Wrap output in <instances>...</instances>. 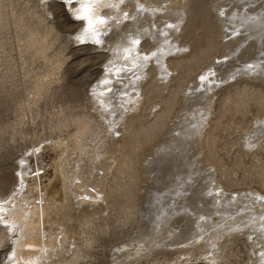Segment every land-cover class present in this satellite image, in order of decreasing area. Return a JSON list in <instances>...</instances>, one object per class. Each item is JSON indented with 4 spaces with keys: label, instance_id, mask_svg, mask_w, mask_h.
<instances>
[{
    "label": "rangeland",
    "instance_id": "1",
    "mask_svg": "<svg viewBox=\"0 0 264 264\" xmlns=\"http://www.w3.org/2000/svg\"><path fill=\"white\" fill-rule=\"evenodd\" d=\"M175 1L160 2L159 13ZM87 2L0 0V93L14 99L0 109V156L6 150L12 154V164L19 165L13 175L34 169L32 176L47 173L55 180L36 177L8 189L0 183V200L13 207L7 212L22 204L35 211L36 197L37 205H45L66 175L70 216L59 215L54 231L61 236L67 228L72 239L52 250L50 264H177L204 256L196 246L188 249V242L209 232L210 244L221 238L226 264H251L253 254L264 252V242L253 241L259 237L256 227L264 230V0L228 3L231 14L220 34L201 23L195 34L166 28L153 45L140 47L151 60L139 59L134 73L115 79L107 66L111 60L100 57L105 45L99 41V19L95 25L90 16L97 12L102 21L113 20L116 3L97 10ZM131 6L125 0L116 9ZM208 10L201 6L199 16L210 17ZM124 14L106 25L107 36L118 31L121 20L132 19ZM159 16L152 24H170ZM213 37L221 45L213 48ZM164 53L167 67L160 64ZM182 56L187 61L173 66ZM139 72L143 75L134 80ZM92 90L106 100L93 99ZM84 123L89 130L82 131ZM126 150L137 159L135 173L126 164L118 170ZM21 195L32 201L22 203ZM204 220L209 223L200 224ZM182 228L190 232L173 235ZM32 239L21 242L29 248ZM13 255L6 253L0 264Z\"/></svg>",
    "mask_w": 264,
    "mask_h": 264
},
{
    "label": "bare ground",
    "instance_id": "2",
    "mask_svg": "<svg viewBox=\"0 0 264 264\" xmlns=\"http://www.w3.org/2000/svg\"><path fill=\"white\" fill-rule=\"evenodd\" d=\"M86 1H88L89 3L92 2L93 4L96 3L97 4V6H96L97 7V10H100V8L103 6V4H104V6H105V3L107 5V2H108V5H109L110 2H115L116 3V4L114 3L116 6L115 7L113 6V10L112 11L115 14L118 15L117 18L115 17L113 20L107 18L108 19L107 21L105 19H104L105 21H102L100 19V17H98L96 15L97 12H93L92 15L90 16V20L92 19L93 24H95V25H96V23H94L95 20L99 19V21L97 22V24L100 27L99 30L101 31V37H102V38L99 39V41H102L103 40L102 42L105 45L103 47V49H105L104 50V53H101L102 55L100 57H101V59H107V60L109 59V60H111V62H109L107 64V66L109 68L108 69L109 70V73H111L112 74V78H114V75L121 77L123 75L130 74L131 72L134 73L133 70L136 67L135 63H138L137 61L139 59L140 60L142 59V62H144V63H146V62L148 63V61L151 60V57H150V55L144 56L147 53V51L145 52V50L144 51L140 50V47L143 44L153 45L154 44V41H157V39L160 38L161 32L163 30H165L166 28H170L171 29L172 27L173 28L175 27L176 28V32H177L178 29H181L182 28V30H185V32H188L190 30L191 33L194 31V34H195V31H196L197 28H199L200 26H203V27L207 26V29H211L213 31V34L214 33L215 34L216 33H218V34L222 33L223 21L227 19V17L229 16L228 13L230 12L229 9L227 10V7L226 6L228 5V3H230L231 1H235V0H220V1L219 0H215V1L212 0L213 2L212 1H207L208 3H205L204 1H201V0H176L174 3L173 2L171 3V6L168 7V5H167L166 6L167 8L164 7V9L165 8L166 9L164 11L160 12V13H159V11H161L163 9L162 8L163 5H162V7L159 8L161 10H158L157 5H159L160 2H162L164 0H128V1H130L132 3L131 9L129 8L130 10L128 9V11L126 10V8L125 9L121 8L119 10L116 9V7L118 5H120V2L121 1H125V0H86ZM118 1H119V3H118ZM112 5H113V3H112ZM90 6H89V9H90ZM201 6L203 8L205 7V8H208L209 9L208 10L209 12L207 11L208 13L206 12L205 14H208L211 18L207 16L206 18H208V19L206 20V22H208L211 19L210 20L211 21L210 23L212 25L211 24H206V22H204L205 19H206V18L204 19V13L201 14L202 12H200V14L203 16L202 18L199 16L198 9H200ZM91 8H94V6H92ZM117 8H119V7H117ZM114 9H116V10L114 11ZM92 10L94 11V9H92ZM201 11H203V10H201ZM90 12H92L91 9H90ZM124 12H126V15H130L132 19L131 20H124L123 23H121L123 21V20H121L120 25L117 28L118 31H116V33L113 34V35L111 34L110 36H107V35H109L108 34V30H109L108 27L109 26H106V25H112V24L114 25V24H116V22L119 21L120 18L122 19V17H125ZM101 13H103V11ZM101 13L99 15H102ZM188 13H190L189 14L190 21H187L188 19L186 20V18H188V17H186V14L188 15ZM230 14H231V12H230ZM161 15L163 16V19H168L170 21V24L169 25L168 24L166 25V23L168 21L164 23V25H165L164 28H163V24H158V23H156V24L153 23L152 24V22L156 19V17H158V16L161 17ZM190 15L192 16V18H191ZM199 18L200 19H203V21L200 20ZM125 19H128V18H125ZM129 19H130V17H129ZM92 21H89L88 20V23L87 24L89 25V23L92 22ZM125 21H127V22H125ZM140 22H144L145 23V26H143V25L140 26V24H139ZM171 23H174V24L172 25ZM200 23H201V25L198 26ZM208 25L210 27H208ZM195 26H196V29H195ZM211 26L213 27V29L211 28ZM89 27H90V25H89ZM86 30H90V29H88V26L86 27ZM86 30H84V32ZM186 30H188V31H186ZM209 32L211 33L210 30H209ZM99 34L100 33L96 34V38L97 37L98 38L100 37ZM188 34H190V33H188ZM217 36L219 37L220 35H217ZM195 37H196V35H195ZM195 37H194V39H195ZM215 37H213V38L216 41L214 40V44L211 45L213 48L216 47V46L218 47V45H221L220 43L222 42V41H220V39L217 40L218 38L216 39ZM142 39H144L145 43L143 42L141 44V41L140 40H142ZM162 39L165 40V41L168 40L167 37H162ZM197 39H199V38H196V43L199 42L200 46H202L203 44H201V42H200V41H202L201 40L202 38L199 39L200 41H197ZM146 45H144V46H146ZM191 45H193V47H194V44L193 43H191ZM194 49H193V52L194 51L196 52V50H198V49H196V50H194ZM147 54H149V53H147ZM165 55L166 54L164 53L163 57H160V58H162L160 64H161V66H164L165 65L167 67V65H166L167 64V60H166V58L164 59ZM203 55H204V52H203ZM200 56L202 58V55H200ZM182 58L184 59V56H182L181 58H178L177 60H174V57H172V60H174V62H173L172 65L173 66H176L177 64H181V63L187 61V60L184 61ZM190 59H192V58H190ZM202 59H204V56H203ZM197 61H200V59H197ZM196 63L197 62H195V64ZM199 63L200 62H198L197 64H199ZM74 65H76V64H74ZM152 65H153V67L156 66L154 64H152ZM138 68H139V66H138ZM142 70H143V72H145L144 68ZM74 71H75L76 74H78V73L82 72V68H76V69L74 68ZM136 71L138 72V70H136ZM149 74H150V71L147 72V75H149ZM142 75H143L142 72L141 73L140 72L137 73L136 75H134V80H137L135 78L136 76L139 77V79H140ZM153 75H155V73ZM155 86H157V85H155ZM99 87L100 86H98L97 89H100ZM106 87H108V86H106ZM108 88H110V87H108ZM157 88H159V86ZM160 90H161V86H160ZM92 92H93V99H94L95 96H98V99H100L99 97H102V100H106L103 96H101V95L98 94L99 91L96 93L94 90H92ZM103 92L105 93V96H107L106 95V92L105 91H103ZM100 93H101V91H100ZM147 96H146V98H147ZM11 97L12 96H10V97H7L6 96L5 97L4 95H2L0 93V109L1 110H4L5 111V110H7L9 108L10 104L14 101V99L11 98ZM112 97H113V95H112ZM120 98H124L125 99L124 96L123 97L120 96ZM132 98H133V96H132ZM146 104H147V102H146ZM171 104H172L171 102L167 103V106H166L167 109H166V111L167 110L168 111L170 110ZM85 125H86V123H84V128L82 129V131L83 130L84 131L89 130L90 126L89 125H86L85 126ZM128 129L129 130L132 129L131 124H130V126L128 125ZM130 132H132V131H130ZM11 155H10L9 151L6 150L4 152V154H2L0 156V183L2 184L1 185L2 187H5V188L8 189L9 186L12 185V184H14L15 182L17 184H28L32 179H34L36 177H37V179H39L38 181L45 183V182L48 181L47 180L48 177H51V176H48L47 173H45L43 175H39L38 174L37 176L35 174V176H32V173L34 172V169H33V172L30 171L32 173H28V174L27 173H23L22 177L21 176H17L15 174L13 175L14 170H16V169L18 170L17 167L19 165L16 167V164H12L11 159H10V156ZM121 159H122L121 160V164H119L120 166L118 167V170L119 171L125 170L124 169V164H126V166H131L132 171L135 173V171H136L135 167H136V161H137V159L135 158V156L132 155L129 151L126 150V151H124L121 154ZM23 168H25V167L23 166ZM59 170H61V169H59ZM55 176H57V175H54V177ZM51 178H49V179H51ZM52 179L54 180V178H52ZM64 179H65V181L60 182L57 185V187L55 188V193L52 195L51 199L50 200H45V202H46V203L44 202L45 205H42L41 206L39 204L38 205L36 204L37 201H40L41 200V199L38 200V197H36L37 199H35V197H34L35 200L33 202H31L32 201L31 200L32 199V196L31 195H26V196H24V195L22 196L21 195V198L23 199V202L22 201L21 202L22 203H25V201H26V203L27 202L33 203L35 209H33V208L32 209L35 210V211H28V208L29 207L28 208H26V207L24 208V205L21 202L20 203L22 205L19 206L18 203H17L18 200L15 198L17 200V202L16 201H13L12 203H15L16 205H18L20 207V209H19V207L16 206L17 207L15 209L16 211L15 210H12V212H9L8 213L7 212V209H10V208L13 209V207H10L11 205L7 206L8 205V204H6L7 201L0 200V246L3 245L4 242L6 244V247H4V248L0 247V258H1V261H2V258L5 257L6 253H14L13 257L9 260V263H4L3 262L2 264H44V262H45L44 260H47V262L49 263V258L48 257H49V255H51L53 253L52 250H54V248L61 247L62 244L65 243V241H69L68 239H72L70 233L67 232V228L66 229L65 228H62L61 236H60V234L59 235H55L57 232L54 231L56 229V228H54V226L56 225V223L59 220V218H58L59 215H62V218L61 217L60 218L63 219V220H67L68 217L70 216L69 215L70 214L69 211H70V206H71V200L68 198V195H67V192L69 190V187H68L69 185L67 183L68 178L66 177V175H64ZM50 182H51V180H50ZM32 183H34V182H32ZM48 183H49V181H48ZM28 187H29V185H28ZM47 189H50V187L47 188ZM28 191H30V190H28ZM45 191L47 192V190H45ZM37 196H39V195H37ZM45 196H46V199H47V194H45ZM203 196L205 198H211L214 195H203ZM21 198L19 199V201L21 200ZM1 202H3V203H1ZM41 203H43V202H41ZM206 203H207V201H206ZM29 205L31 206L32 204H29ZM246 210H247V208H246ZM14 214H17V217H14ZM232 218H235V217L233 216ZM212 222H213L212 223L213 224V227L214 228H217V230H219V227L220 226L216 223V221L213 220ZM208 223H209L208 221H205L204 220L200 224H208ZM256 228H257L256 232L258 233V236L259 237H255L253 239V241H256L258 243H263L264 242V230L263 229H260L259 227H256ZM187 231L190 232V229L182 228L181 231L176 232V233H173V235H175V236L176 235H179L181 232L182 233L180 235H183ZM205 234L206 233H203V235H201L198 239L193 240L192 243L191 242H188L191 245V247L189 245L188 249L194 248L193 246H196L197 248H194V249H198L200 251H204L205 252L204 253V256H202L200 258H194L192 260L191 259L190 260L188 259L186 261H180L177 264H226L225 261L227 259L224 260L223 257L220 255V253H223L220 250L224 248L223 243L220 242V239L221 238L219 239V241H217V240L216 241H212L213 244L212 243L210 244L209 243V237H211V236H209L210 235V232L208 234H206V235ZM28 237H31L33 239L30 240L31 247L26 248L25 247V244H24L25 242L22 243L21 240L24 238V241H25V238H28ZM28 241H29V239L27 240V242ZM40 243L42 245V249H40L38 247V244H40ZM27 244L29 245V243H27ZM181 247H183V246H181ZM173 250H179V251H181L182 248H180V247H174ZM217 250H219L220 252L218 253ZM212 251H214V252H212ZM216 251H217V253H215ZM208 252H211V253H208ZM235 255H236V253H235ZM253 255L254 256L251 257V261H252L251 264H264V252H263L262 255H260V254L258 255L257 253H255ZM25 257H29V258L23 259ZM228 260H230V259H228ZM237 260H239V259H237ZM10 262H13V263H10Z\"/></svg>",
    "mask_w": 264,
    "mask_h": 264
}]
</instances>
